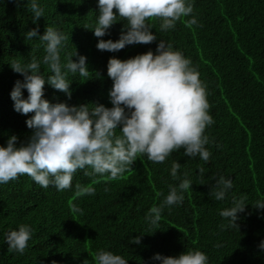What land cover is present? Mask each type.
Returning <instances> with one entry per match:
<instances>
[{
    "label": "trees",
    "instance_id": "trees-1",
    "mask_svg": "<svg viewBox=\"0 0 264 264\" xmlns=\"http://www.w3.org/2000/svg\"><path fill=\"white\" fill-rule=\"evenodd\" d=\"M39 2L44 16L33 23L28 0L21 6L16 0H0V146L12 135L18 137L17 146L32 135L25 123L32 113L13 108L10 92L23 76L10 65L29 63L33 57L42 61L43 45L38 39L26 40L24 34L36 28L43 35L51 26L70 37L61 50V62L75 50L87 58L90 73L68 74L71 99L46 83L44 98L50 103L112 107L109 58L126 60L149 50L155 54L160 39L190 58L207 87L215 121L206 129L212 155L205 163L180 149L160 164L141 156L115 180L86 175L90 168L77 170L72 186L63 191L42 188L27 175L0 184V264H95L99 249L124 256L128 264H159L150 260L154 254L177 256L192 249L206 253L209 264H264V250L259 248L264 241V209L252 205L264 199V0H194L199 26H186L189 17H184L174 30L162 32L161 21L151 19L156 41L116 52L98 50L96 44L98 39H119L127 21H117L104 37H95L91 29L98 15L96 0ZM40 72L45 78L52 74L43 63ZM22 93L27 98V90ZM174 161L181 164V179L187 173L193 185L181 205L165 209L159 224L150 227L146 213L163 200L170 184L179 183L170 175ZM200 167L205 169L203 176ZM220 175L233 180L225 201L209 194L212 178ZM86 187H94L95 194H82ZM232 196L246 197L248 205L238 214V230L221 231L219 212L231 206ZM73 205L82 211L74 212ZM21 224L33 229L23 254L9 251L4 242L6 233ZM136 236H141V243H129Z\"/></svg>",
    "mask_w": 264,
    "mask_h": 264
},
{
    "label": "clouds",
    "instance_id": "clouds-1",
    "mask_svg": "<svg viewBox=\"0 0 264 264\" xmlns=\"http://www.w3.org/2000/svg\"><path fill=\"white\" fill-rule=\"evenodd\" d=\"M98 15L91 30L97 38L108 34L117 21H127L126 31L119 39H98L96 48L101 51L116 52L127 45L150 44L157 35L148 22L161 21L160 30H174L181 18L188 27L199 26L194 13V0H96ZM33 14V23L44 16V8L39 0H28ZM17 6L23 0H16ZM115 10V11H114ZM26 40L38 39L44 47L45 55L40 61L33 57L29 63L14 61L11 69L23 76L17 80L10 92L17 113H32L25 123L32 129L26 143L17 146L16 135L10 136L4 146H0V184L27 175L42 188L55 187L57 191L69 189L77 170L91 169V173L115 180L141 156L153 163H164L174 152L183 149L189 158H199L209 162L211 152L206 147L210 138L206 129L215 123L210 115V103L205 83L193 66L190 58L171 43L160 39L155 54L149 50L126 60L109 58L107 76L112 80L108 92L112 107L102 104L69 105L66 102L50 103L44 98V85L59 90L71 99V80L68 74L88 77L90 71L86 57L74 52L61 62V50L70 37L54 27H46L43 35L33 28L26 32ZM77 56L76 60L72 57ZM41 63L48 66L51 75L43 76ZM93 74V73H92ZM94 75V74H93ZM99 75V74H95ZM87 81V80H86ZM22 89L27 90V98ZM119 128V135L117 129ZM181 164L172 163L170 175L178 180L169 185L163 200L152 206L145 215V222L156 227L165 209L181 205L184 193L191 189L192 180L184 174L178 175ZM198 172L204 175L205 169ZM209 194L216 201H225L233 189V180L220 175L213 177ZM82 194L94 195V187L83 188ZM105 191H109L106 187ZM163 195V193H161ZM246 197H231V206L223 208L219 215L223 222L221 231L238 230L239 213L245 211ZM257 210L264 209V199L252 204ZM74 212H81L73 205ZM30 225L21 224L10 230L4 237L8 250L23 254L32 238ZM129 243L140 244L141 236L132 237ZM216 247H221L217 244ZM259 248L264 250V241ZM151 261L159 264H209L206 253L187 250L177 256L154 254ZM55 264V262H53ZM95 264H128V260L112 251L99 249L95 254Z\"/></svg>",
    "mask_w": 264,
    "mask_h": 264
}]
</instances>
